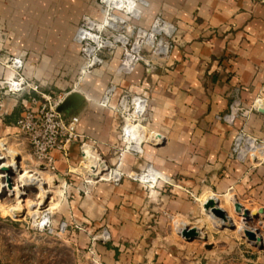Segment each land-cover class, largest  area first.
Instances as JSON below:
<instances>
[{
  "label": "crops",
  "instance_id": "obj_1",
  "mask_svg": "<svg viewBox=\"0 0 264 264\" xmlns=\"http://www.w3.org/2000/svg\"><path fill=\"white\" fill-rule=\"evenodd\" d=\"M147 1L142 25L149 27L157 15L173 22L178 27L175 48L167 63L153 68L139 64L130 75L118 77L112 105L124 93L147 96L146 125L164 141H147L142 157H116L121 119L100 100L118 60L77 86L82 59L73 38L84 15L101 17L96 1L0 0V57L23 58L26 74L42 91L83 95L75 114L78 131L94 139L109 161L125 170H143L150 163L168 178L169 184L161 182L157 190L147 191L131 181L116 187L97 181L88 187L72 176L73 200L63 215L87 225L79 233L82 244L92 241L98 227L111 230V243H93L108 264H177L170 247L176 241L165 233L169 218L189 221L198 215L200 199L230 195L253 211L264 209V161L242 164L231 156L239 129L264 141V114L231 127L218 118L236 94L248 104L264 97V0ZM11 75L0 65V77ZM31 105L28 97L6 99L0 118V138L29 157L30 148L18 141L15 124ZM69 153L67 159L52 151L57 173L79 165L78 142L70 145Z\"/></svg>",
  "mask_w": 264,
  "mask_h": 264
},
{
  "label": "built area",
  "instance_id": "obj_2",
  "mask_svg": "<svg viewBox=\"0 0 264 264\" xmlns=\"http://www.w3.org/2000/svg\"><path fill=\"white\" fill-rule=\"evenodd\" d=\"M98 4L101 17L96 19L85 15L73 38L80 46L82 74H91L98 67H103L106 64L105 53L114 49H121L123 52L120 71L125 75L133 73L141 63L153 68L156 60L167 61L171 57L177 42L178 28L162 16L154 17L151 25L144 27L142 19L149 7L147 0H98ZM0 65L12 73L10 77H0V118L5 115L6 99L19 101L28 97L32 105L25 108L15 126L18 129V141L21 139L28 145L40 168L54 173L56 177L60 174L65 180L64 184H67L66 180L75 167L69 166L68 172L57 173L56 159L52 151L58 150L68 159L70 145L78 142L81 154L78 166L87 168L88 175L84 179L86 184L109 181L119 185L125 178L151 189L156 188L161 181L169 184L168 178L150 163L143 170L130 174L122 171L120 167L110 168L99 152L98 143L78 131L80 118L76 115L66 117L60 113L58 106L62 100L55 102L51 94L43 92L41 85L26 74L23 58L13 55L0 57ZM116 95L117 86L111 84L105 90L100 105L105 108L113 107L121 119L120 155L129 153L133 156H143L144 144L147 141H155L154 133H151L145 122L148 97L125 93L120 95L118 103L113 106L112 100ZM261 111H264V97L259 96L248 104L236 94L232 97L228 111L218 118L231 127L238 120L248 119ZM10 146L7 138H0V159L5 158L8 161L10 153L7 150L12 151ZM88 149L99 156L98 162L91 164L87 160ZM231 156L242 164L263 162L264 141L244 129H239L233 140ZM86 162L88 165H83ZM49 214L48 209L42 212L39 217L40 227L48 228L52 232ZM67 227L65 221L60 224L61 231H65ZM94 239L107 242L111 240V233L105 227L101 235Z\"/></svg>",
  "mask_w": 264,
  "mask_h": 264
},
{
  "label": "rangeland",
  "instance_id": "obj_3",
  "mask_svg": "<svg viewBox=\"0 0 264 264\" xmlns=\"http://www.w3.org/2000/svg\"><path fill=\"white\" fill-rule=\"evenodd\" d=\"M95 1L100 11L98 0ZM170 58L167 61L160 59L156 60L155 66L157 67L162 63H167ZM116 59L118 60V64L114 69V74L106 89L111 84L116 85L118 89L116 79L118 77L128 76L120 71L121 62L123 60V52L121 49H114L112 51L106 52V64L103 67H98L95 70L107 68L112 63V61ZM81 64L82 61L78 68L77 74L78 87H80V84L88 75H90L81 73ZM43 92L47 94L49 93L47 91ZM51 95L55 102H57L59 100L63 101L68 94L67 92H63L56 95ZM10 147L12 151L10 150V155L7 154V156L9 155L8 160H10L11 157H17L18 153L19 156L15 159V162H21V170H31L40 174H34L31 172L33 175V181L31 184L29 183L28 186L34 187L29 189L27 195L25 196V202L21 204L24 210L23 213L19 214L20 217H17L11 212V208L20 205L18 202L23 200H19L18 196H16L17 198L14 196L17 191L14 192V195H10L9 193L0 195V264H108L107 261L104 260L102 254L97 250V244L94 245L93 243H111L113 241L111 230L107 226L98 227L94 235H92V241L88 242L87 244H82L78 238L79 233L84 232L87 228V225L80 223L78 224L75 221L70 222L63 215V210L68 209L67 206L71 200H73L70 192V188L74 184L72 181V176L82 178L84 183V179L88 175V171L86 170L87 168L83 166L75 167L74 172H72L69 175V178L66 180L67 184H64V179L58 181V178L54 173L40 168L36 164V161L33 159V157H29L28 153L21 154L20 151H17L12 145ZM99 152L101 153L103 159L107 161L109 167L112 169L120 167L122 171L128 174L133 171H141L138 169L125 170L118 164V162L115 163L113 160L109 161V158L104 156L100 149ZM115 152L116 157H123L120 155V149H117ZM127 154L129 153H125V155ZM18 164L19 163H17V165ZM86 164L88 165V163ZM20 173L22 174L23 172ZM54 180L58 181V185L55 184L56 181ZM124 181L136 183L147 191H155L159 186L158 184L156 188L151 189L148 186L135 182L129 178H125L122 183ZM102 182H107L115 187L122 184L120 183L119 185H115L109 181ZM86 185L88 187L90 186L89 184ZM39 188L42 191L43 201L46 203L49 202L46 207H37L38 202L40 201L38 196L41 194ZM87 191V194H89V189ZM219 199L221 208H223L230 218L233 219V223L236 226L235 229L223 227V222L220 219L212 217L211 214L205 210L204 205L207 203L208 199L205 201L200 199L197 202L199 204L200 211L198 215H195L189 221L182 220L179 217L169 218L168 230L165 231V233L168 236L172 235L174 241H176L173 244H170V247L177 255V264H264V248L260 249L253 245L245 237V231L240 232L238 230L239 225L242 223L241 221H244V219L236 211L235 203L238 202L237 199L231 197L230 195H225ZM193 200L197 201L194 198ZM246 208L253 211L248 207ZM47 209L50 211L49 216L51 217V227H53L52 232L49 231L48 228L43 229L40 227L41 221L39 217L42 215V212ZM63 221L67 222L68 224V227L65 231L60 230V224ZM244 222L246 223V221ZM246 224L249 227V230H257L264 238V214L260 215L258 219L253 218L252 220L247 221ZM187 226L199 228L202 232V239H197L192 242L187 241L180 234L181 231ZM105 227H107L111 233V240L107 242L95 240L94 237L100 236Z\"/></svg>",
  "mask_w": 264,
  "mask_h": 264
},
{
  "label": "water",
  "instance_id": "obj_4",
  "mask_svg": "<svg viewBox=\"0 0 264 264\" xmlns=\"http://www.w3.org/2000/svg\"><path fill=\"white\" fill-rule=\"evenodd\" d=\"M85 97L78 92L70 93L58 106V111L63 113L66 117H72L76 114V111L81 107L84 103ZM260 113L264 114V111ZM153 139L159 143L164 141V138L154 133ZM12 173V172H11ZM13 174V173H12ZM14 176V174H13ZM12 176V177H13ZM58 181L62 180L60 174L57 175ZM11 184H13V179H10ZM56 180V183H58ZM58 185V184H57ZM29 191V189H28ZM27 191V192H28ZM205 210L210 214H213L223 222V227H229L231 229H235V224L233 223V219L227 214V212L221 208L220 202L211 197L208 199V202L204 205ZM237 213L246 219V222L252 220L253 218H259L260 215L264 214V209H259V211H251L247 209L243 204L236 202L235 203ZM187 241L192 242L197 239H202V232L197 227H185L180 233ZM246 238L255 246L260 249L264 248V238L257 231L248 230L246 231Z\"/></svg>",
  "mask_w": 264,
  "mask_h": 264
},
{
  "label": "bare ground",
  "instance_id": "obj_5",
  "mask_svg": "<svg viewBox=\"0 0 264 264\" xmlns=\"http://www.w3.org/2000/svg\"><path fill=\"white\" fill-rule=\"evenodd\" d=\"M8 152H10V151H8ZM86 153H87V160L91 164H94V163L98 162L99 156L95 155L93 150L88 149L86 151ZM18 156H19V154L17 153V157ZM17 157H15V158L11 157L10 158L11 161L10 160L7 161L5 158H3V159L1 158L0 159V195H2L4 193L5 194L9 193L10 195L11 194L14 195V192L17 191L14 196L15 197L18 196L19 200H22V199L23 200L21 202H18V204H20V205H18L17 207H12L11 208V212L13 214H15L17 217H20L19 214L23 213V210H24V208L22 207L21 204L23 202H25V196L27 195V191L31 187H34V186H31V187L28 186L29 183L31 184L32 181H33V178H32L33 175L31 174V172L34 173V174H37L38 172H34V171H31V170H29V171L27 170L26 171V170H23V169L21 170V167H22L21 166V162H19V161L15 162V159ZM17 163H19V164L17 165ZM86 163H88V162H86ZM86 163H84L83 165H87ZM11 172L14 174V176H13V174ZM20 172H23V173L21 174ZM38 174H40V173H38ZM10 179H13V184H11ZM52 179H54V178H52ZM54 181H56V180H54ZM40 192H41V194L38 196L40 198V201L38 202L37 207L38 206L46 207L49 204V202L46 203V202L43 201L41 189H40ZM44 193H46V192H44ZM214 199L219 201L218 198H216V197H214ZM207 202H208V200H207ZM50 205H51V203H50ZM211 216L215 217L217 219V217L213 214V212H212ZM243 219H244V221H246L245 218H243ZM244 221H241L242 223H241V225H239L238 230L240 232L245 231V233H246V231L249 230V227L246 224L247 222L245 223ZM250 230H252V229H250ZM253 231L257 232V230H253Z\"/></svg>",
  "mask_w": 264,
  "mask_h": 264
}]
</instances>
